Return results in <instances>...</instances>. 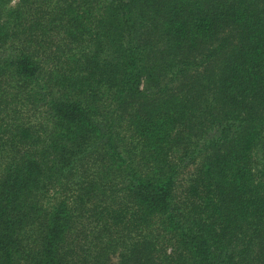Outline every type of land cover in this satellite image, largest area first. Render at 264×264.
Segmentation results:
<instances>
[{
    "label": "trees",
    "instance_id": "1",
    "mask_svg": "<svg viewBox=\"0 0 264 264\" xmlns=\"http://www.w3.org/2000/svg\"><path fill=\"white\" fill-rule=\"evenodd\" d=\"M14 2L0 264H264V0Z\"/></svg>",
    "mask_w": 264,
    "mask_h": 264
},
{
    "label": "rangeland",
    "instance_id": "2",
    "mask_svg": "<svg viewBox=\"0 0 264 264\" xmlns=\"http://www.w3.org/2000/svg\"><path fill=\"white\" fill-rule=\"evenodd\" d=\"M17 1H18V0H15V2L13 3V5H15ZM113 260H114V262H117V261H118V257L115 256V257L113 258Z\"/></svg>",
    "mask_w": 264,
    "mask_h": 264
}]
</instances>
